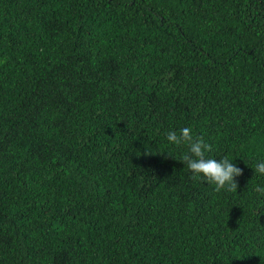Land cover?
Masks as SVG:
<instances>
[{
	"label": "trees",
	"instance_id": "trees-1",
	"mask_svg": "<svg viewBox=\"0 0 264 264\" xmlns=\"http://www.w3.org/2000/svg\"><path fill=\"white\" fill-rule=\"evenodd\" d=\"M262 157L264 0H0V264H264Z\"/></svg>",
	"mask_w": 264,
	"mask_h": 264
},
{
	"label": "clouds",
	"instance_id": "clouds-1",
	"mask_svg": "<svg viewBox=\"0 0 264 264\" xmlns=\"http://www.w3.org/2000/svg\"><path fill=\"white\" fill-rule=\"evenodd\" d=\"M166 142L170 149H184L180 152V161L187 166L194 179L202 178L207 184L214 185L216 191L237 189L235 178L242 174V170L233 162L234 159L230 155H222L217 160L208 155L210 145L203 138L194 136L191 127L167 131ZM249 165L257 181L264 179V157L255 158ZM254 191L264 198V184L257 182Z\"/></svg>",
	"mask_w": 264,
	"mask_h": 264
}]
</instances>
